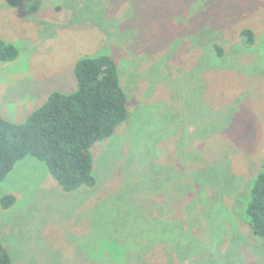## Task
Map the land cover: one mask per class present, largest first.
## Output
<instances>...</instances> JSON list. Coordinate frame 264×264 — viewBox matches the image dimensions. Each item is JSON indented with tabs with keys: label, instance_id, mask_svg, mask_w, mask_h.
I'll use <instances>...</instances> for the list:
<instances>
[{
	"label": "rangeland",
	"instance_id": "374dc122",
	"mask_svg": "<svg viewBox=\"0 0 264 264\" xmlns=\"http://www.w3.org/2000/svg\"><path fill=\"white\" fill-rule=\"evenodd\" d=\"M0 40L19 50L0 63L5 120L73 92L83 57L111 56L128 99L91 149L94 188L65 193L30 156L0 184L12 264H119L112 239L121 264H264L242 216L264 159V0H0Z\"/></svg>",
	"mask_w": 264,
	"mask_h": 264
},
{
	"label": "trees",
	"instance_id": "16d2710c",
	"mask_svg": "<svg viewBox=\"0 0 264 264\" xmlns=\"http://www.w3.org/2000/svg\"><path fill=\"white\" fill-rule=\"evenodd\" d=\"M239 35L245 45L253 44L254 36L249 29H243ZM212 50L216 56H223V49L218 44L214 43ZM18 54L15 44L0 40V63L13 61ZM73 77V92H51L22 123L0 117V184L18 162L30 156L43 163L65 193L81 187H95L97 180L92 170L91 149L110 139L118 126L126 121L128 99L120 86L118 67L111 56L79 59L74 64ZM14 201L13 196L5 195L0 206L7 209ZM242 206L243 219L246 218L251 233L264 245V159ZM112 240L109 258L121 264L128 247L119 256L121 254L117 255L115 249L120 250L117 247L123 244ZM0 264H12L1 242Z\"/></svg>",
	"mask_w": 264,
	"mask_h": 264
}]
</instances>
